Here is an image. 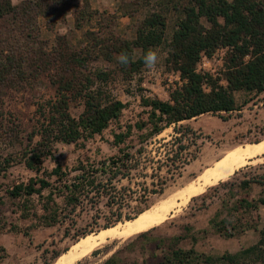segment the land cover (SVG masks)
Returning <instances> with one entry per match:
<instances>
[{
  "label": "trees",
  "instance_id": "16d2710c",
  "mask_svg": "<svg viewBox=\"0 0 264 264\" xmlns=\"http://www.w3.org/2000/svg\"><path fill=\"white\" fill-rule=\"evenodd\" d=\"M71 2L22 0L15 4L13 0H0V97L42 77L55 91L52 98L39 105L42 123L38 135L41 141L25 159L27 168L36 175L28 183L16 185L9 191L13 199L23 200L21 218L32 221L30 229L34 230L67 222L76 227L79 211L93 212L92 226L107 230L124 219H137L151 208V196L165 192L167 181L162 179L159 189L146 188L144 194L115 185L114 180L125 174L123 170L127 168L129 155L99 165L79 161L69 171L58 159H53L55 167L44 168V158L52 155L51 145L76 144L82 139L102 135L113 121L120 120L127 108V104L116 99L107 88L112 76L110 71L93 70V63L112 64L119 73L132 78L142 75L146 69L142 55L148 49L165 48L166 65L180 74L182 83L170 92L168 101L142 97L143 106L150 108L147 121L136 125L139 132L147 130L144 139L159 136L174 125L203 115H219L224 119L222 114L239 111L249 103L247 99L240 103L238 95L264 94V0H133L134 9L123 16L135 18L137 10L152 9L138 20L133 39H125L113 29L118 16L100 14L93 10L90 0H83L82 6H74L76 28L82 30L97 20L95 27L85 32V46L74 48L62 35L55 37L53 45L49 40H40L41 20H45L47 29L54 32L52 27L57 17L65 16L63 9L71 6ZM173 15L176 28L168 38L169 18ZM222 49L225 50L223 67L217 75L199 70L204 56L212 58ZM121 52H127L133 58L127 67L116 62V56ZM77 102L83 106L78 117L71 112L72 105ZM131 132L132 127L126 134L116 135V144L124 143ZM8 166L10 161L6 160L0 174ZM72 173L75 175L71 176ZM108 174L110 177L107 178ZM252 184L264 187V179L252 178L243 181L240 187L247 190ZM36 198L38 202L35 203ZM129 198L132 201L136 198L134 207H130ZM237 205L247 211L257 210L264 206V196L254 202L241 199ZM126 207L131 208L126 216L118 213L119 218L114 221L104 217L106 208L113 213L122 212ZM216 217L219 219L220 214ZM102 218L107 221L105 225L100 224ZM6 228L0 224V231ZM214 228L229 237L235 234L237 225H230L223 219L216 221ZM153 230L141 233L103 264H141L131 260L126 253L142 247L161 252L156 264L264 262V243L215 260L199 254L194 248H182L183 237H153ZM9 231L22 232L17 225H12ZM76 231V240L92 233L80 228ZM70 235L71 230H68L67 236ZM7 256L6 250L1 248L0 263Z\"/></svg>",
  "mask_w": 264,
  "mask_h": 264
},
{
  "label": "rangeland",
  "instance_id": "374dc122",
  "mask_svg": "<svg viewBox=\"0 0 264 264\" xmlns=\"http://www.w3.org/2000/svg\"><path fill=\"white\" fill-rule=\"evenodd\" d=\"M20 1L22 0H13L15 4ZM132 1L90 0L93 10L100 14L105 12L111 16H118L113 29L125 39L135 37L138 20L146 17L152 10L151 7L137 10L135 18L123 16V13L134 9ZM82 4L83 0H72L71 6L64 7L67 15L60 14L57 17V22L52 27L54 32L47 29L46 21L42 19L40 40H49L53 45L55 37L62 35L74 48L85 46L87 44L85 32L95 27L97 20L82 30L76 28L74 6L79 7ZM175 23L176 17L173 15L169 18L168 38L172 37L175 31ZM157 50L162 53L158 70L149 72L145 69L142 75L132 78L119 73L116 67L109 63L96 62L91 65L93 70L110 71L112 76L107 88L116 99L127 104V108L120 120L113 121L102 135L82 139L76 144L51 145L52 155L44 158L46 159L44 168L53 169L55 167L53 159H58L64 169L69 171L76 167L79 161L99 165L103 161L125 159V155H129L127 168L123 170L125 174L114 180L115 185L119 189H132L144 194L146 188L159 189L161 179L167 181L165 192L150 198L151 208L148 211L152 213L160 211L163 203L174 200L171 204L172 212L170 211L160 225L152 228L153 237H183L180 242L182 248L186 250L194 248L199 254L215 260L225 254H237L251 246L264 243V206L247 211L237 205L241 199L254 202L264 196V187L258 184H252L247 190L240 187L243 181L252 178L264 179V155L252 159L245 158L247 162L225 181L206 185L200 180L203 172L212 169L211 166L215 162L233 150L264 141V94L238 95L240 103L245 99L249 100V103L239 111L222 114L226 120L219 115H203L174 125L159 136L144 139L143 135L147 134V130L139 132L136 128L137 123L147 121L150 112V108L143 106L142 97L168 101L170 92L182 83L180 74L166 65L168 54L165 48ZM224 55L225 50L222 49L212 58L204 56L199 70L217 75L223 67ZM54 93L50 82L42 77L38 80L33 79L23 88L6 92L0 97V170L5 167L6 160L10 161V166L0 174V224L7 227L0 231V249L4 248L8 255L0 264H54L79 242L90 236L97 237L105 231L92 226L93 212L82 211H79L80 216L77 217L79 224L76 227L67 222L53 228L30 229L32 221L21 218L23 200H15L9 195L14 186L28 183L36 175L27 168L25 159L31 156V152L41 141L38 135L42 123L38 112L39 105L52 98ZM82 111L83 106L79 102L72 105L71 112L74 116L78 117ZM130 127L131 134L124 143L117 145L115 136L126 134ZM193 183L198 185L197 188L202 187V190L189 197L186 192ZM181 190L184 193H181ZM135 199L133 201L132 198L128 199L131 201L130 207L137 204ZM130 209L126 207L122 212L111 213L106 208L104 217L114 221L119 218L118 213L126 216ZM217 214H220L219 219L216 217ZM223 219L229 221L230 225H237L234 235L227 237L216 231L214 224ZM128 222L130 221L124 219L110 229L117 228L118 231H123ZM106 223L105 218L100 220L101 225ZM12 225H17L22 232H10ZM77 228L92 233L76 240L75 235L79 230L76 231ZM27 230H30L28 236ZM68 230H71L70 236H67ZM140 234L132 237L108 236L105 239L107 241L78 264H103ZM126 255L141 264H156L157 258L162 254L152 248L146 250L142 247L128 251Z\"/></svg>",
  "mask_w": 264,
  "mask_h": 264
},
{
  "label": "bare ground",
  "instance_id": "6f19581e",
  "mask_svg": "<svg viewBox=\"0 0 264 264\" xmlns=\"http://www.w3.org/2000/svg\"><path fill=\"white\" fill-rule=\"evenodd\" d=\"M263 155L264 141L260 143L248 144L245 147H240L227 154L226 157L215 162L211 166L212 169H208L200 175V180L204 181L206 185L217 184L220 181H225L229 179V177L232 176L239 167L247 162V159L245 158L252 159ZM197 186V184L193 183L192 186L189 187L188 191L186 192L188 193L189 197L202 190V187L197 188ZM182 192L183 191L181 190V193ZM172 202L174 203V200L163 203L161 210H157L158 212L152 213L151 211H147L132 222H128L127 227H125L123 231H118L117 228L108 229L104 232H101L97 237L90 236L84 239L73 246L69 252L61 256L54 264H78L79 261L88 257V255H90V253H92L94 249L99 247L104 241H107L105 239L108 236L132 237L146 232L157 225H160L167 218V215L170 213L171 209H173V206L171 205Z\"/></svg>",
  "mask_w": 264,
  "mask_h": 264
},
{
  "label": "clouds",
  "instance_id": "9594fccd",
  "mask_svg": "<svg viewBox=\"0 0 264 264\" xmlns=\"http://www.w3.org/2000/svg\"><path fill=\"white\" fill-rule=\"evenodd\" d=\"M132 56L127 52H121L116 56V62L122 67H127L132 62ZM162 60V53L157 49H148L142 55V61L144 67L149 72H154L158 70V66L160 65Z\"/></svg>",
  "mask_w": 264,
  "mask_h": 264
}]
</instances>
